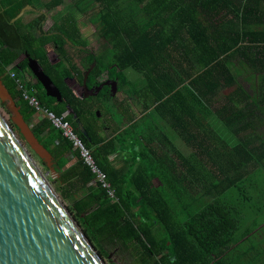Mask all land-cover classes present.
I'll return each instance as SVG.
<instances>
[{"label":"trees","instance_id":"16d2710c","mask_svg":"<svg viewBox=\"0 0 264 264\" xmlns=\"http://www.w3.org/2000/svg\"><path fill=\"white\" fill-rule=\"evenodd\" d=\"M61 3L0 0V78L52 157L54 190L63 200L69 189L79 192L67 210L92 247L105 255L108 242L127 251L131 264H264V204L255 209L253 196H264V132L248 130L264 117L263 0H72L74 12L99 25L90 42L71 13L42 30L45 15ZM27 6L42 14L12 24ZM25 54L61 102L45 95ZM93 62L87 88L116 81L120 93L126 71L143 78L127 94L130 107L105 103V120L94 114L100 102L118 98L111 87L94 97L81 94L82 75ZM10 72L26 73L30 95L70 126L115 202L60 132L45 119L31 123L35 113ZM102 121L116 137L101 136ZM117 146L125 169L108 159Z\"/></svg>","mask_w":264,"mask_h":264},{"label":"water","instance_id":"95a60500","mask_svg":"<svg viewBox=\"0 0 264 264\" xmlns=\"http://www.w3.org/2000/svg\"><path fill=\"white\" fill-rule=\"evenodd\" d=\"M31 11L27 6L11 21ZM27 68L42 86L45 95L61 102L59 91L35 59L25 54ZM97 63L82 77V97L97 96L105 86L111 96L118 92L116 81H106L87 89L85 80ZM0 103L4 104L14 126L46 173H54L51 155L31 132L0 78ZM81 134V125L76 122ZM26 148L0 115V264H103L83 231L62 204L60 197Z\"/></svg>","mask_w":264,"mask_h":264},{"label":"rangeland","instance_id":"374dc122","mask_svg":"<svg viewBox=\"0 0 264 264\" xmlns=\"http://www.w3.org/2000/svg\"><path fill=\"white\" fill-rule=\"evenodd\" d=\"M42 1L47 2L50 0H42ZM71 2H72V0H62V3L59 6L51 9V11L47 13L46 21L44 22V25H43V30L45 31L49 27H51L52 23L57 21L62 15L66 14V13H71L77 20V23H78V26H79V29H80L82 36L84 38H86L87 41H89V42L92 41L94 36H96V34L99 31V29H98L99 25L91 24L90 22L87 21V19L85 18L84 15L77 13V11L74 12V9L72 8ZM97 11H98V8H94L91 13H96ZM28 12H30V11H28ZM28 12L25 13V15L23 17V19L26 22H29L30 20H32L34 18V16H32ZM24 77H26L29 80V76L27 74H24ZM126 78H127V81L125 83L126 88L123 89L124 90L123 92L118 93V96H119L118 98H116V99L113 98L111 101L100 102V109L98 111H96V114H94V115H96V118H98V119L102 118L101 120L106 119L105 116H106L107 110L105 109V103L106 104L108 103L111 108L114 106H117V104L122 103L121 98L125 93H126L125 96H127V94H129L130 92H133V90H135L136 88H141L143 85V78L131 70L126 71ZM126 103H127V101H126ZM133 109H134V112L137 113V108L134 107ZM0 115L5 120V122L10 126L11 125L10 124V115L7 113L4 104H1V103H0ZM38 117L41 119L42 114L38 115ZM99 117H101V118H99ZM23 146L26 148V150L28 151V153L32 157V159L36 162L39 169H41V171L43 173H45L44 175H45L46 179L48 180V182L53 187L52 181L54 178L57 177V175H55L54 173H51V172L46 173V171H48L47 168L41 166L39 159L29 150L28 146H26V145H23ZM183 150L184 151H182V152L187 153L186 149L183 148ZM72 161L73 160H71L70 163ZM56 193L58 194L62 204L66 208L72 204V202H73V200H75V198L79 197L78 191H73L70 189L68 191V200H63V197L57 191H56ZM253 196H254V205L256 206L255 209H257V207H260L261 205L264 204V196H256V195H253ZM251 216H252V214H251ZM89 244H90V242H89ZM262 246H264V245H262ZM92 248L94 249V251L97 252V254L99 255L103 264H131V262H132L130 254L127 251H124V250L118 251V250H116V247H114L112 244H109L108 242L103 241V249L105 251V253H104L105 255H103V254L100 255L96 248H94V247H92ZM259 262H263V260L258 261V263Z\"/></svg>","mask_w":264,"mask_h":264},{"label":"built area","instance_id":"2783aa9c","mask_svg":"<svg viewBox=\"0 0 264 264\" xmlns=\"http://www.w3.org/2000/svg\"><path fill=\"white\" fill-rule=\"evenodd\" d=\"M9 77L15 82L16 89L20 92L21 97L28 103V106L33 109L35 115L34 119L36 122L38 120L45 119L48 121L53 129L61 133L63 139L70 143L72 150L78 152V156L81 159L82 163L89 169L90 173L94 176V180H97L99 183H102L103 188L107 190V195L110 200L115 202L114 191L110 188L109 183L106 182L105 175L103 172L94 164L93 160L90 157L89 152L86 149H83L75 135L72 133L70 126L67 123H64L60 118L55 117L53 114L49 113L47 110L41 108L39 101L30 95V92L25 88V84L29 80L24 78H18L14 72L9 73ZM42 114L40 119L38 115Z\"/></svg>","mask_w":264,"mask_h":264},{"label":"crops","instance_id":"0c3cea01","mask_svg":"<svg viewBox=\"0 0 264 264\" xmlns=\"http://www.w3.org/2000/svg\"><path fill=\"white\" fill-rule=\"evenodd\" d=\"M263 2H264V0H263ZM262 30L264 31V25H263V27H262ZM87 70V69H86ZM85 70V71H86ZM84 71V72H85ZM84 74V73H83ZM263 76H264V74H262L260 77H261V79H263ZM82 77H83V75H82ZM87 79V78H86ZM256 81H257V75H256V73L255 72H253L252 73V80L250 81V83L252 84V87H254V85H255V83H256ZM245 83L247 84V86H250L249 85V81L248 80H245ZM81 84H82V78H81ZM118 84V83H117ZM85 86H86V80H85ZM252 87H251V91H250V94L253 96V97H256L257 96V94H256V92H254V90L252 89ZM87 88V87H86ZM87 89H94V88H87ZM81 94H82V88H81ZM117 95H118V92L116 93V95H114V97H117ZM123 95V94H122ZM119 97V96H118ZM122 103H125L124 104V106H123V108H127V107H130L129 106V104H130V99H128V97L127 96H125V94L122 96ZM126 101H129V104L128 103H126ZM122 109H120L119 110V112L121 111ZM124 111V113L126 112L125 110H123ZM257 114V113H256ZM258 116V115H257ZM118 117V113L117 114H115L114 113V118H117ZM263 119L261 120V122H256V123H251V125H249L250 126V128H248L247 126L245 127V126H241L242 127V129H246V128H248V130H251V131H256L257 133H263L264 132V117H262ZM37 122H39V120L37 121ZM37 122H36V120L34 119V117H33V119H32V124L33 125H35V124H37ZM109 124H111L110 123V120H109V122H108ZM102 124H103V126H104V129H102V131H101V136L104 138V139H112V138H114V137H116V134L115 133H112V129L106 124V123H104V121H102ZM175 144H176V146L177 147H181L180 146V144H179V142H178V140L175 142ZM118 146H117V151L115 152V153H113V154H111V155H109V157H108V159H109V161H110V163L113 165V166H115V167H117V168H119V169H121V168H123V169H125V165H124V162H123V155L120 153V151H118ZM186 155H188V156H191V157H188V158H196L194 155L192 156V154L191 153H189L188 151H187V153H186ZM71 158L69 157V163H68V165H71V163L73 162H71L70 163V161L71 160H73V159H71ZM192 162V161H191Z\"/></svg>","mask_w":264,"mask_h":264},{"label":"flooded vegetation","instance_id":"af4514ba","mask_svg":"<svg viewBox=\"0 0 264 264\" xmlns=\"http://www.w3.org/2000/svg\"><path fill=\"white\" fill-rule=\"evenodd\" d=\"M31 12V11H30ZM27 13V12H26ZM29 13V12H28ZM32 16H34V18L33 19H35L36 17H38L39 15H41L42 14V12H36L35 11V9H32V12L30 13ZM47 15H45V17H46ZM24 17V16H23ZM32 19V20H33ZM31 21V20H30ZM45 21H46V19H45ZM44 21V22H45ZM44 22H43V24H42V30H43V25H44ZM50 28V27H49ZM49 28L47 29V30H49ZM47 30H45V31H47ZM44 31V30H43ZM26 74V73H25ZM37 81V80H36ZM105 126V125H104ZM104 126H102V129H104ZM40 164H41V162H40Z\"/></svg>","mask_w":264,"mask_h":264}]
</instances>
